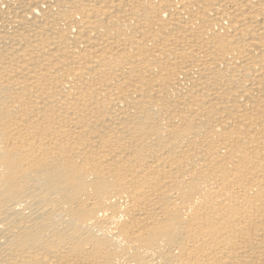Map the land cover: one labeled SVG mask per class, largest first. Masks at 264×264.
<instances>
[{
    "label": "bare ground",
    "instance_id": "1",
    "mask_svg": "<svg viewBox=\"0 0 264 264\" xmlns=\"http://www.w3.org/2000/svg\"><path fill=\"white\" fill-rule=\"evenodd\" d=\"M0 264H264V0H0Z\"/></svg>",
    "mask_w": 264,
    "mask_h": 264
}]
</instances>
